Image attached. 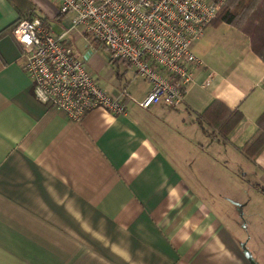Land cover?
I'll use <instances>...</instances> for the list:
<instances>
[{"label":"crops","instance_id":"1","mask_svg":"<svg viewBox=\"0 0 264 264\" xmlns=\"http://www.w3.org/2000/svg\"><path fill=\"white\" fill-rule=\"evenodd\" d=\"M29 1L62 27L56 0ZM18 19L0 0V32ZM66 44L110 95L124 91L126 110L68 120L35 99L18 44L0 36V264H264L253 253L264 245V149L255 162L238 151L264 112L248 34L205 29L176 107H140L150 83L86 34ZM214 100L243 115L226 142L199 120Z\"/></svg>","mask_w":264,"mask_h":264},{"label":"built area","instance_id":"2","mask_svg":"<svg viewBox=\"0 0 264 264\" xmlns=\"http://www.w3.org/2000/svg\"><path fill=\"white\" fill-rule=\"evenodd\" d=\"M57 16L70 25L57 33L43 17L22 19L11 35L39 102L62 110L68 120L99 108L124 114L127 98L112 96L66 44L69 33L91 35L110 52L111 63H126L150 83L138 103L176 107L197 62L193 43L218 16L226 0H56Z\"/></svg>","mask_w":264,"mask_h":264},{"label":"trees","instance_id":"3","mask_svg":"<svg viewBox=\"0 0 264 264\" xmlns=\"http://www.w3.org/2000/svg\"><path fill=\"white\" fill-rule=\"evenodd\" d=\"M13 5L19 19H32L36 17L29 0H7ZM220 23H227L237 30L248 34L253 51L264 63V0H226L218 16L210 25L217 26ZM15 23L0 32V36L11 32ZM243 115L239 110H228L218 100L212 101L199 115L200 122L210 127L213 132L211 136L219 137L223 142L231 130L242 119ZM258 129L254 135L238 151L248 161L255 162L257 156L264 149V112L256 120ZM264 171V167L262 168ZM263 188V187H262ZM264 191V188L261 189Z\"/></svg>","mask_w":264,"mask_h":264},{"label":"rangeland","instance_id":"4","mask_svg":"<svg viewBox=\"0 0 264 264\" xmlns=\"http://www.w3.org/2000/svg\"><path fill=\"white\" fill-rule=\"evenodd\" d=\"M50 25L53 27V29L55 30V32H57V33H59V32H61V31H63L64 29H66L69 25H70V17L69 16H66L64 19H63V21H62V27H59L56 23H55V21H50ZM89 38H91L94 42H95V40H94V38L91 36V35H87ZM101 46V45H100ZM100 51H102L103 52V54H107V53H110V52H108V49L107 48H105L104 46H101V48H100ZM129 72H130V70H128ZM90 73V72H89ZM195 136V135H194ZM200 137V135H197V138H199ZM256 197H260V194L259 195H257ZM260 246H259V248H258V250L256 251V254H255V252H253L254 253V257H255V255H256V258H257V260H261V261H263V263H264V245H261V244H259Z\"/></svg>","mask_w":264,"mask_h":264}]
</instances>
